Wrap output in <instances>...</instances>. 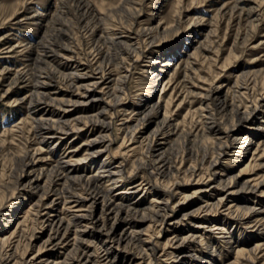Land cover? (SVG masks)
<instances>
[{
	"label": "bare ground",
	"instance_id": "bare-ground-1",
	"mask_svg": "<svg viewBox=\"0 0 264 264\" xmlns=\"http://www.w3.org/2000/svg\"><path fill=\"white\" fill-rule=\"evenodd\" d=\"M84 9L83 21L86 22L92 12L88 4L84 5ZM98 28L91 32L92 41L95 40L97 43L96 54L91 60L84 56L80 58L72 45L61 46L56 45L55 42L43 43L36 55L34 60L36 66L31 71L34 87L28 94L27 106H32L29 115L35 123L34 132L41 135L42 141L45 142L61 135L57 137L55 143L58 145L60 138H65L71 132L84 130L91 134L97 128L99 131L97 130L95 135L88 136L86 141L79 145L85 146L80 158L75 153L78 146L58 156L53 165H49L50 159L36 156V153H30L28 150L17 156L21 167L31 164L29 172L25 173L23 170L14 182L17 189L30 190L32 195H38L33 207L34 214L38 218V227L34 228L27 242L24 236L25 230L20 229L27 224L31 216L32 211H26L23 220L16 223L15 229L10 234L4 233L5 229H2L0 264H25L23 261L25 255L33 250L36 244L38 247L30 256L31 264H152L153 256L157 253L164 256L169 249L174 256L172 262L188 264L184 262L186 260L191 262L197 255V249L194 247L203 244L201 239L198 240L200 235L196 229H203L205 233L229 234L227 225L221 224L226 222L222 216L227 214L235 216L245 227L251 228V237L256 239L249 244V239L240 238L234 247L236 258H244L251 264H259L260 259L263 258L260 264H264V207L247 204L251 201H264V175L244 180L239 188L232 186L243 171L228 177L221 173L215 178L212 177L213 170L221 164L223 156L232 151V148L245 141L241 144L242 147H237L238 150L234 149V152L241 153L238 160L249 151L248 148L253 142L252 128L255 127V113L262 107L263 94L257 102L243 109L241 105L231 106L233 111L230 109V113L227 111L230 104L225 98H219L221 94L219 96L217 93L216 95L201 94L203 102L200 109L207 113L200 116L204 118V122L201 123L198 119L188 132L185 131L186 146L179 161L176 144L182 135L183 123L175 121L171 114L174 98L166 101L165 104L161 102L162 97L154 103L147 99L138 104L135 116L122 118L119 122L118 125L122 126L127 136H130L123 138L118 152H112L110 144L114 139L111 138L110 131L113 117L109 120L107 115L110 107L117 104H114L113 100L124 92L129 68L119 65V56L110 54V51L107 52L99 44L109 42L114 46L122 45L123 35L118 33L103 35ZM159 28L161 26L157 25L155 28L143 30L151 42H155L157 36L153 32ZM128 52L130 54V51ZM59 58L65 63L73 64L70 71L67 73L62 71L64 62L55 65ZM61 76L63 81L59 80ZM52 82L64 83L68 89H71L69 91L71 96H58L61 91L57 90H53L52 96L44 92L43 89ZM240 87L246 91L249 89L248 86ZM218 89H222V86ZM163 90L164 87H161V93L165 94ZM210 92L212 93V90ZM99 102L106 103L93 113L81 112L70 116L76 109L84 111L88 106ZM163 108V116L146 133V125ZM57 112L62 113L59 115ZM231 113L232 117L229 116ZM126 114L129 112L127 111ZM245 130L247 132L242 133ZM199 137H203L218 150L211 157L206 173H201L208 156L206 146L195 149ZM128 140L130 141L128 146L132 149L123 152L122 149L125 148ZM143 146L145 148L142 151ZM257 149L258 147L255 151ZM104 153L108 155L103 158ZM117 154H120V161L113 165L109 159L117 158L119 156ZM124 163L125 166L130 163V175L137 171L147 172L148 179L143 174L139 182L120 184L125 171ZM82 164L84 168L93 167V171L87 174L75 173ZM249 166L250 162L247 163L246 168ZM192 178H197V184L203 185H199L191 193L184 194L183 201L180 200L179 204L177 202L171 208L169 206L171 198L179 194L181 185ZM205 183H210L211 186L207 188ZM216 188H222L225 194L216 200H203L204 192H213ZM142 189H145L144 192L150 189L155 194L149 206L136 203V199L128 200L135 194L139 195ZM239 193L251 195L244 198L237 195ZM197 198H201L202 201L199 202ZM60 200H62L61 216L53 215L50 211L61 202ZM44 204L48 205L47 209L50 211L40 214L38 209ZM183 204L188 209H182ZM205 210L210 223L205 222L201 216ZM109 219H113L110 224ZM145 224L146 226H143ZM5 226L8 225L5 223ZM186 228H189V231L184 234ZM169 231L173 234H169ZM44 234L46 236L43 238ZM227 234L225 238L231 237ZM23 237L26 247L23 248L21 256L18 253ZM58 247L64 252L59 251L62 255L55 257L53 252ZM260 254L262 256L259 258ZM236 262L237 260L234 259L227 264H236Z\"/></svg>",
	"mask_w": 264,
	"mask_h": 264
},
{
	"label": "rangeland",
	"instance_id": "rangeland-1",
	"mask_svg": "<svg viewBox=\"0 0 264 264\" xmlns=\"http://www.w3.org/2000/svg\"><path fill=\"white\" fill-rule=\"evenodd\" d=\"M87 4L92 13L85 22L83 21L84 5ZM157 25L161 28L154 30L153 34L157 39L151 42L143 29L155 28ZM95 27H99L98 30H101L103 35L110 36L114 33L123 35L122 45L114 46L109 42L99 44L107 52L110 51V54L119 56V65L129 68L124 92L113 100V103L117 104L110 107L107 115L109 120L113 117L110 131L111 138L114 139L110 144L112 152L119 151V145L127 136L122 126L118 125L119 122L122 118L135 116L138 104L147 99L154 103L162 97L161 102L165 104L166 101L174 98L171 114L175 121L183 123V132L176 144L179 161L186 146L185 133L198 119L201 123L204 122V118L200 116L207 113L200 109L203 102L201 94L216 95L217 93L218 96L221 94L219 98H225L230 104L227 108L228 112L231 106L241 105L243 109L257 102L263 94L262 107L255 113V127L252 128L253 142L248 148L249 151L238 160L241 153L234 152V149L238 150L237 147H242L241 144L245 141L232 148V151L223 156L221 164L213 170L212 177L215 178L220 173L228 177L243 171L232 186L239 188L244 180L264 175V2L261 0H0V233L5 229L4 233L10 234L15 229L16 223L23 220L26 211H32L31 216L27 224L20 229L25 230L24 236L27 242L38 227V218L33 211L38 195H32L30 190L17 189L14 182L23 170L25 173L29 172L31 164L21 167L17 156L28 150L30 153H36V156L50 159L48 163L53 165L58 156L78 146L75 153L80 158L85 146L79 145L85 142L88 136L95 135L99 131L97 128L91 134L84 130L71 132L65 138H60L58 145L55 143L57 137L61 135L45 142L42 141L41 135L34 132L35 123L29 115L32 106L27 107L28 94L34 87L31 71L36 66L34 60L40 46L48 42H55L56 45L61 46L72 45L80 58L84 56L91 60L96 54L97 43L91 39V32L96 29ZM126 50L130 51V54ZM60 62H64L62 58H59L55 65ZM71 66L73 64L66 62L61 67L62 71L67 73L71 70ZM59 80L63 81L62 76ZM220 86L222 89H218ZM240 86H248L249 89L246 91ZM161 87H164L165 94L161 93ZM53 90L61 91V94L56 93L58 96H71L69 92L71 89H68L64 83L52 82L43 89L51 96L54 95ZM104 103L106 102L88 106L84 111L76 109L70 116L81 112L93 113L105 105ZM127 111L129 114H126ZM61 113L57 112L59 115ZM163 113L164 108L146 125V133L155 126ZM229 116L232 117V113ZM243 125L247 126V124ZM246 132L247 130L242 133ZM198 139L195 149L204 146L207 149L208 156L201 170V173H206L211 157L218 150L203 137ZM129 142L128 140L125 148L122 149L123 152L131 151ZM144 148L145 146L141 150L143 151ZM106 155L108 154L104 153L103 158ZM117 155H119L117 158L109 159L113 165L120 161V154ZM249 162L250 166L246 168ZM125 164L120 184L139 182L143 174L148 179L147 172L137 171L130 175V163L127 166ZM83 165L75 173L87 174L93 171V167L84 168ZM196 179L192 178L188 181L190 183L181 185L179 194L170 200L171 208L177 202L179 204L180 200L183 201L184 194L191 193L199 185H203L197 184ZM209 186L210 183H205V187ZM143 190L145 189L128 200L136 199V203L149 206L155 194L150 189L145 192ZM204 194L203 200H216L225 194V191L216 188L213 192H204ZM237 195L246 198L251 194ZM200 199L199 202L202 201ZM60 201L51 211L47 209V204L42 205L38 209L39 213L46 214L50 211L53 215L61 216L62 200ZM247 204L264 207V201H251ZM176 209L178 210L179 207ZM182 209L188 208L183 204ZM207 210L203 211L201 216L205 222L210 223L206 215ZM222 219L226 222L221 224L227 225L229 234L205 233L203 229L197 228L196 232L200 235L198 240L201 239L203 244L194 247L197 249L196 257L191 262L186 260L184 263L227 264L236 259V264H251L244 258H236L234 252V247L240 238L249 239V244L256 240L251 237V228L245 227L240 220L230 214L223 215ZM112 222L113 219H109V224ZM5 223L8 226H5ZM188 231L189 228H186L184 234ZM168 233L173 234L171 231ZM226 234L231 237L225 238ZM45 236L46 234L43 238ZM21 240L18 255L22 256L26 241L24 237ZM37 247L38 244L25 255L23 259L25 264H31L30 256ZM59 251L64 252L62 248H56L53 252L55 257L62 255ZM171 252L169 249L164 256L157 253L152 258V264H178L172 262L174 256ZM261 256L260 254L259 258ZM262 260L263 258L260 259V263Z\"/></svg>",
	"mask_w": 264,
	"mask_h": 264
}]
</instances>
